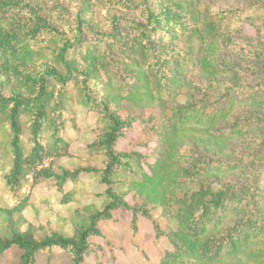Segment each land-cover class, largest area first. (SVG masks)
Segmentation results:
<instances>
[{"label": "trees", "instance_id": "obj_1", "mask_svg": "<svg viewBox=\"0 0 264 264\" xmlns=\"http://www.w3.org/2000/svg\"><path fill=\"white\" fill-rule=\"evenodd\" d=\"M263 6L0 0V124L11 155L5 186L17 192L29 176L63 185L85 174L98 180L103 203L73 236L0 235V264H98L90 239L109 244L102 226L119 212L149 221L155 242L167 240L152 264H264ZM245 20L255 37L242 34ZM74 104L101 126L88 147L101 167L38 169L66 152L61 132ZM146 109L156 113L145 118ZM136 126L154 144L149 155L127 149L140 145L129 132ZM26 204L0 211L11 222Z\"/></svg>", "mask_w": 264, "mask_h": 264}, {"label": "rangeland", "instance_id": "obj_2", "mask_svg": "<svg viewBox=\"0 0 264 264\" xmlns=\"http://www.w3.org/2000/svg\"><path fill=\"white\" fill-rule=\"evenodd\" d=\"M260 1L264 2V0ZM242 25H244L242 33L244 36L252 38L256 36L254 26L248 21L245 20ZM258 38L264 41V33ZM104 87L102 84L100 96L105 95ZM70 113L72 118L61 132L62 138L68 141L66 152L61 150L60 157L45 159L38 169L46 168L54 175H61L63 171L73 172L86 167H101L99 156L88 148L98 140L102 132L97 117L75 104ZM151 113L156 112L148 109L142 111L145 118ZM129 132L134 134L136 144H140L133 148L127 147L129 152L149 155L154 144L146 143L149 136L143 126H136ZM8 143L7 130L3 124H0V166L2 165L6 170L0 171V208L13 207L18 200L24 198L27 199V204L20 213L11 215V222L0 211L2 238L8 237L13 229L20 232L30 230L35 239H42L53 233L73 236L76 227L88 222L87 219L92 211L103 207L98 195L101 192L98 180L85 174H81L76 181L63 185L54 178L34 180L29 176L22 181L21 190L10 192L3 180L11 165L9 146L6 149ZM125 145V140L120 141L117 149ZM131 219V215L119 212L114 220L104 223L102 229L109 244L100 237L90 239L99 247L97 252L100 257L96 259L98 264H152L158 260L160 249L169 248L165 238L155 242L149 221L139 218L134 223ZM133 223L137 229L136 233L133 231ZM63 263H67V260L56 262V264Z\"/></svg>", "mask_w": 264, "mask_h": 264}]
</instances>
